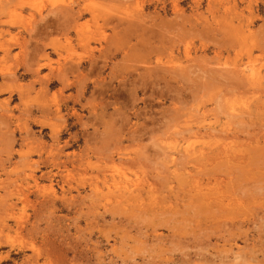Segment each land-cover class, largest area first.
<instances>
[{"label": "rangeland", "instance_id": "rangeland-1", "mask_svg": "<svg viewBox=\"0 0 264 264\" xmlns=\"http://www.w3.org/2000/svg\"><path fill=\"white\" fill-rule=\"evenodd\" d=\"M195 1L0 0V264H264V0Z\"/></svg>", "mask_w": 264, "mask_h": 264}, {"label": "bare ground", "instance_id": "bare-ground-1", "mask_svg": "<svg viewBox=\"0 0 264 264\" xmlns=\"http://www.w3.org/2000/svg\"><path fill=\"white\" fill-rule=\"evenodd\" d=\"M175 1H176V0H175ZM208 1L210 2V0H208ZM213 1H214V0H213ZM226 1H227V0H226ZM231 1H232V0H231ZM233 1H234V0H233ZM247 1H248V0H247ZM72 2H73V1H72ZM199 2H200V0H196V1H195L197 7H198V5H200ZM221 2H222V1H221ZM221 2H220V3H221ZM242 2H243V1H242ZM211 3H212V2H211ZM211 3H210V4H211ZM223 3H224V2H223ZM229 3H230V2H229ZM68 4H69V3H68ZM76 4H78L77 1H76ZM176 4H177V3H176ZM207 4L209 5V3H207ZM212 4H213V3H212ZM212 4H211V6H209L210 9H211V7H212ZM247 4H248V3H247ZM81 6H82V5H81ZM214 6H215V4H214ZM219 6H220V5H219ZM219 6H218V7H219ZM227 6H228V5H227ZM247 6H248V5H247ZM77 7H78L77 10H76V11L74 10V11H75V13H76L77 15H80V16H81V14L83 13V9H82L83 7L81 8L79 5H77ZM195 7H196V6H195ZM223 7H224V5H223ZM71 8H72V7H71ZM206 8H207V7H206ZM212 8H213V7H212ZM214 8H216V7H214ZM214 8H213V10H218V9H214ZM231 8H232V7L229 6V7H228V10L231 9ZM68 9H69V8H68ZM222 9H223V8H222ZM235 9H236V8H235ZM247 9H249V8H247ZM220 10H221V8H220ZM223 10H224V12H225V9H223ZM177 11H178V10H177ZM217 12H218V11H217ZM248 12L250 13V11H248ZM196 13H198V11H197ZM199 13H200V12H199ZM219 13H220V12H219ZM228 13H229V12H228ZM251 13H252V12H251ZM175 14H176V13H175ZM177 14H178V13H177ZM210 14H213V12L211 11ZM229 14H230V13H229ZM232 14H233V13H232ZM244 14H245V13H244ZM196 15H197V14H196ZM201 15L204 16V14H201ZM234 15H236V14H234ZM234 15H233V16H234ZM221 16H222V15H221ZM224 16H227V15H224ZM251 16H252V15H251ZM78 17H79V16H77V18H78ZM215 17H216V16H215ZM218 17H219V16H218ZM213 18H214V16H213ZM231 18H232V17H231ZM239 18H240V17H239ZM138 19H139V18H138ZM197 19H198V18H197ZM211 19H212V18H211ZM219 19H220V18H219ZM228 19H229V18H228ZM232 19H233V18H232ZM176 20H177V19H176ZM184 20H185V19H184ZM230 20H231V19H230ZM144 21H145V20H144ZM190 21H191V20H190ZM190 21H189V22H190ZM194 21H195V20H194ZM213 21H214V19H213ZM217 21H218V20H217ZM201 22H202V21H201ZM219 22H220V21H219ZM232 22H233V21H232ZM74 23H75V22H74ZM118 23H119V22H118ZM144 23H145V22H144ZM183 23H184V22H183ZM229 23H230V22H229ZM133 24H134V23H133ZM194 24H195V23H194ZM214 24H215V23H214ZM116 25H117V24H116ZM245 25H247V24H245ZM194 26H195V25H194ZM210 26H211V25H210ZM248 26H249V24H248ZM115 27H116V26H115ZM211 27H212V26H211ZM211 27H210V28H211ZM138 28H139V27H138ZM186 28H187V27H186ZM199 28H201V27H199ZM210 28H209V29H210ZM214 28H215V27H214ZM241 28H242V27H241ZM190 29H191V28H190ZM212 29H213V28H212ZM80 30H81V29H80ZM187 30H188V29H187ZM194 30H195V29H194ZM250 30H251V28H250ZM189 31H190V30H189ZM129 32H130V31H129ZM181 32H182V31H181ZM204 32H205V31H204ZM251 32H252V31H251ZM198 33H200V32H198ZM236 34H237V33H236ZM205 35H206V34H205ZM76 65H77V64H76ZM72 66H73V65H72ZM72 66H71V68H73ZM254 67H255V66H254ZM78 69H79V68H78ZM181 69H182V68H181ZM256 69H257V68L254 69V68H251V67H250V69L248 70V73L245 72L246 70L244 71L245 73H247V74H245V76H246V80L249 81V83H248L249 86H252V85H254V84L257 83V82L260 83V80H261L262 78H264V74L260 71V69H259V68H258V70H256ZM169 70H170V69H169ZM241 70H242V69H240V72H241ZM243 70H244V69H243ZM243 70H242V71H243ZM238 71H239V70H238ZM232 72L236 73V71H232ZM232 72H231V73H232ZM166 73H167V72H166ZM214 73H215V72H214ZM237 73H238V72H237ZM237 73H236V74H237ZM215 74H216V73H215ZM240 74H241V73H240ZM168 76H169V74H168ZM237 76H238V75H237ZM242 76H243L244 81H245V77H244V75H242ZM161 77H162V76H161ZM170 78H171V77H170ZM172 78H173V77H172ZM237 78H238V77H237ZM165 80H167V79H165ZM173 80H174V79H173ZM169 81H170V80H169ZM263 82H264V81H263ZM263 82H262V83H263ZM246 83H247V82H246ZM259 83H258V84H259ZM262 83H261V84H262ZM169 85H170V84H169ZM65 86H66V85H65ZM246 86H247L246 84L243 85V87H245V88H246ZM254 86H256V85H254ZM258 86H261V85H258ZM247 88H248V87H247ZM241 89H242V88H241ZM252 89H254L253 86H252ZM256 89H257V87H256ZM249 90H251V89H248V91H249ZM259 91H260V90H259ZM250 92H251V91H250ZM241 94H242V93H241ZM241 94L239 93V95H241ZM237 95H238V94H237ZM239 95H238V96H239ZM244 95H245V94H244ZM244 95H243V96H244ZM250 95H251V94H250ZM262 95H263V94H262ZM252 96H253V95H252ZM239 97H240V96H239ZM240 98H241V97H240ZM245 98H247V97L245 96ZM254 99H255V98H254ZM242 100H244V99H242ZM249 100H250V99H249ZM250 105H251V104H250ZM232 106H233V105H232ZM232 106H231V109L234 110V108H233ZM240 106H242V108H243V104L240 105ZM244 106H245V105H244ZM228 107H230V106H228ZM234 107L236 108V106H234ZM238 107H239V106H238ZM245 107H246V106H245ZM245 107H244V108H245ZM249 107H250V106H249ZM231 109H230V110H231ZM230 110H228V111H230ZM246 110H247V108H246ZM246 110H245V111H246ZM248 110H251V109L248 108ZM252 110H253V108H252ZM240 111H241V109H240ZM243 111H244V110H243ZM246 112H247V111H246ZM248 112H249V111H248ZM238 113H239V112H238ZM252 113H253V112H252ZM252 113H251V114H252ZM245 114H246V113H245ZM248 115H249V114H248ZM242 116H243L242 118H244V115H242ZM246 116H247V115H246ZM246 116H245V118H246ZM229 118H230V117H229ZM239 118H241V117H239ZM242 118L240 119V121L242 120ZM249 118H250V117H249ZM231 119H232L231 121H233V118H231ZM234 120H235V118H234ZM236 120H237V119H236ZM245 120H246V121L248 120V116H247V118H246ZM227 121L230 122V120H228V118H227ZM242 121H243V120H242ZM234 122H235V121H234ZM249 122H250V121H249ZM231 123H232V122H231ZM247 123H248V122H247ZM227 124H228V122H227ZM227 124H226V125H227ZM239 124H240V123H239ZM239 124H238V125H239ZM229 125H230V123H229ZM234 125H235V124H234ZM234 125H233V126H234ZM241 125H242V122H241ZM243 125H244V124H243ZM239 126H240V125H239ZM201 127H202V126H201ZM204 127H205V126H204ZM210 127H212V126H210ZM221 127H222V126H221ZM221 127H220V129H221ZM236 127H237V126L235 125V128H236ZM198 128H199V127H198ZM205 128H206V127H205ZM205 128H202V130L205 129ZM207 128H208V127H207ZM215 128H216V127H215ZM222 128H223V127H222ZM193 129H194V128H193ZM195 129H196V128H195ZM213 129H214V128H213ZM213 129H212V131H213ZM218 129H219V128H218ZM220 129H219V130H220ZM224 129H227V128H224ZM185 130H186V129H185ZM189 130H190V129H189ZM202 130H201V132H202ZM208 130L211 131L210 128H209ZM221 130H222V129H221ZM228 130H229V129H227V131H228ZM192 131H193V130H192ZM199 131H200V128H199ZM203 131H205V130H203ZM223 131H226V130H223ZM230 131H232V130L230 129ZM234 131H235V130H234ZM214 132H215V131H214ZM228 132H229V131H228ZM180 133H181V132H180ZM186 133H187V132H185L184 134H186ZM198 133H199V132H198ZM208 133H209V132H208ZM211 133H212V132H211ZM229 133H231V132H229ZM260 133H261V132H260ZM188 134H189V133H188ZM193 134H194V133H193ZM212 134H213V136H214V134H216V133H212ZM224 134H226V132H225ZM236 134H237V133H236ZM263 134H264V133H263ZM182 135H183V134L181 133V136H182ZM186 135H187V134H186ZM194 135H196V134H194ZM200 135H201V134H200ZM203 135H206L205 132H204ZM203 135H201V136L203 137ZM207 135H208V134H207ZM207 135H206V137H207ZM210 135H211V134H210ZM217 135H218V133H217ZM217 135H216V136H217ZM220 135H221V134H220ZM226 135H227V134H226ZM226 135H225V136H226ZM216 136H215V137H216ZM232 136H233V135H232ZM262 136H263V135H262ZM188 137H189V136H188ZM202 137H201V138H202ZM223 137H224V135H223ZM228 137H230V136L228 135ZM228 137H227V138H228ZM235 137H236V136H235ZM238 137H239V136H238ZM210 138H211V137H209V139H210ZM212 138H213V137H212ZM219 138H221V137H219ZM219 138H218V139H219ZM233 138H234V137H233ZM233 138L231 137L230 140L235 141ZM246 138L249 139V137H246ZM259 138H260V137H259ZM186 139H187V140H186ZM186 139H185V140H186L187 147H184V148H185V150L189 153V150H190L189 147L192 146V144H194V143L196 144V143H197V142H196L197 140L193 141V142H194V143H193V142H191V141L188 142V139H189V138H186ZM190 139H191V138H190ZM206 139H208V138H206ZM209 139H208V141H209ZM214 139H215V138H214ZM253 139H254V136H253ZM257 139H258V138H257ZM219 140H220V139H219ZM223 140L225 141V139H223ZM241 140H242V139H241ZM241 140H240V141H241ZM178 141H179V140H178ZM181 141H182V139H181ZM205 141H206V140H205ZM208 141H207L206 143H207L208 145H210V146H212V145H213V146H214V145L216 146V145H217V146L219 147V146H225V145H226V143H224V142H222V141H221V142L219 141L220 143H218V142H217L218 140L215 141V142L210 141L211 143L208 142ZM233 141H232V142H233ZM242 141H243V140H242ZM248 141H251V140H248ZM187 142H188V143H187ZM225 142H226V141H225ZM236 142H239V141H236ZM236 142H235V143H236ZM252 142L254 143L255 141L253 140ZM198 143H199V142H198ZM198 143H197V144H198ZM200 143H201V141H200ZM200 143H199V144H200ZM203 143H205V142H203ZM242 143H243V142H242ZM244 143H245V142H244ZM244 143H243V144H244ZM250 143H251V142H250ZM258 143H259V141H258ZM181 144H182V143L180 142V145H181ZM183 144H184V143H183ZM195 144H194V145H195ZM239 144H240V143H239ZM262 144H263V143H262ZM176 145H177V144H176ZM240 145H241V144H240ZM244 145H245V144H244ZM246 145H247V142H246ZM253 145H254V144H253ZM178 146H179V145H178ZM217 146H216V147H217ZM192 147H193V146H192ZM192 147H191V148H192ZM201 148H202V147H201ZM192 149H194V147H193ZM190 151H191V150H190ZM193 151H194V150H193ZM195 152H198V151L195 150ZM192 154H193V153H192ZM195 155H196V154H195ZM195 157H197V156H195ZM193 158H194V157H193ZM193 158H192V159H193ZM194 159H195V158H194ZM189 191H191V190H189ZM130 193H133V192H130ZM197 197H198V196H197ZM193 198H194V197H193ZM201 198H202V197H201ZM194 202H195V201H194ZM197 204H198V203H197Z\"/></svg>", "mask_w": 264, "mask_h": 264}]
</instances>
